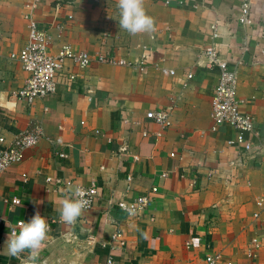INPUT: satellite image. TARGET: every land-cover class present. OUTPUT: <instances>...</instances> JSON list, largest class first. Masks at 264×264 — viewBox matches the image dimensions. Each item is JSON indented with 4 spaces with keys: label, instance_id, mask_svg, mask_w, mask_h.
I'll return each mask as SVG.
<instances>
[{
    "label": "crops",
    "instance_id": "obj_1",
    "mask_svg": "<svg viewBox=\"0 0 264 264\" xmlns=\"http://www.w3.org/2000/svg\"><path fill=\"white\" fill-rule=\"evenodd\" d=\"M241 2L204 0L194 9L192 0H143L153 30L131 34L119 26L118 0H0V149L30 126L42 131L0 176V264H103L109 254L114 264H207L213 254L221 264H264V0H250V28L237 22ZM31 21L49 34L52 55L69 45L125 64L81 70L65 61L56 91L28 106L11 96L27 73L10 55L26 45ZM211 25L219 55L236 71L240 111L254 120L250 153L227 144L229 126L211 131L219 71L201 57ZM169 107L168 127L146 119ZM77 186L94 187L96 197L67 224L60 208ZM144 195L151 203L141 216L116 205ZM7 197L20 204L8 207ZM37 212L49 225L43 247L34 258L30 250L9 255L6 225ZM117 228L125 241L118 250L110 246Z\"/></svg>",
    "mask_w": 264,
    "mask_h": 264
},
{
    "label": "built area",
    "instance_id": "obj_2",
    "mask_svg": "<svg viewBox=\"0 0 264 264\" xmlns=\"http://www.w3.org/2000/svg\"><path fill=\"white\" fill-rule=\"evenodd\" d=\"M193 8L197 9L204 0H192ZM32 6H26V8H32ZM239 25L250 28L253 25V19L251 16V3L250 0H242L239 15L237 18ZM212 42L201 53V57L206 59V67H216L219 71V78L217 86L215 87L211 99V119L212 126L211 131H216L221 126H229L235 131L234 139L227 141V144L232 147L241 149L245 153L252 151V141L250 136L254 132V120L248 113H242L239 105L240 101L237 98V75L234 69H231L228 62L222 58L216 47V25H211ZM50 43V36L45 31L39 29L35 22H30L28 41L26 45L18 52L10 55L11 59L17 60L23 71L27 73V78L24 86L11 93V96L31 106L36 100L44 99L52 95L56 91V76L64 69L65 61H71L77 68L85 70L93 62L108 65L123 66L125 63L116 60L112 55L102 52L87 53L74 51L69 45L61 46L57 53L52 55L48 51ZM146 55L143 54L140 60L136 64V68L139 71H144ZM192 77L191 74L187 75V79ZM75 75L70 74L69 80L73 81ZM171 108L153 110L146 113V119L159 127L166 128L170 125V113ZM99 133V132H96ZM143 136H147V133H143ZM42 139V131L39 127L30 126L26 130L18 133L3 149H0V176L10 169L13 165L23 160L25 152L28 149L35 147ZM0 142L4 141L0 139ZM258 149H264V143H261L257 147ZM61 158H66V155H59ZM173 156V155H172ZM165 176V175H163ZM131 178H127V182H130ZM47 183L59 184V180L54 181L48 177ZM72 182L64 181V186L71 187ZM85 190L86 195L84 199L88 201L87 206L83 210H89L96 197V189L94 187L84 188L77 186ZM73 192L74 198L78 199ZM264 191V185L262 186ZM157 189L152 188L151 193H156ZM3 202L8 207H14L20 204L18 197H7L3 199ZM151 203L150 195H144L137 197L132 203L126 201H119L116 203L118 208L123 211L128 217H136L143 215L148 209ZM260 208H264V199L257 202ZM257 217V215H255ZM0 223L2 219L0 218ZM252 244L254 247H259L260 242L257 238H253ZM111 249H121L125 246L124 236L119 228H117L110 237ZM223 259L220 254H213L206 257L207 264H221ZM103 264H114L113 257L109 254L106 256ZM231 264V263H226Z\"/></svg>",
    "mask_w": 264,
    "mask_h": 264
},
{
    "label": "clouds",
    "instance_id": "obj_3",
    "mask_svg": "<svg viewBox=\"0 0 264 264\" xmlns=\"http://www.w3.org/2000/svg\"><path fill=\"white\" fill-rule=\"evenodd\" d=\"M116 7L119 12L118 23L122 29L131 34L153 30L154 20L146 13L143 0H118ZM75 194L78 199H64L60 208V218L67 224L74 223L88 204L84 199V189L77 188ZM6 227L8 233L4 244L11 256L30 250L34 258L48 238L49 225L39 212L27 221L21 219L9 223Z\"/></svg>",
    "mask_w": 264,
    "mask_h": 264
}]
</instances>
